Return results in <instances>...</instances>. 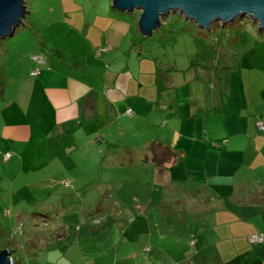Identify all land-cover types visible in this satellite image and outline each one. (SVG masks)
<instances>
[{
  "label": "rangeland",
  "instance_id": "1",
  "mask_svg": "<svg viewBox=\"0 0 264 264\" xmlns=\"http://www.w3.org/2000/svg\"><path fill=\"white\" fill-rule=\"evenodd\" d=\"M111 2L24 0L27 14L22 24L12 37L0 41V250H9L14 264H33L30 260L36 258L38 264H68L64 257V252L68 250L63 247L69 244L77 246V242L85 243L81 245V256L87 260L111 259L114 246L119 243V256L134 249L140 250L135 263L143 264L142 260L148 254L144 252L146 248L142 249L151 240L165 244L168 261L172 258L178 264H193L189 257L194 259V232H200L202 226L211 224L212 219L207 217L198 223L194 221V179H202V175L194 177V150L190 153L194 116H189L186 105L191 103L194 106L196 97L216 98L218 89L212 90L214 84L232 80L229 76H234L232 72L238 73L242 55L253 49L255 41L264 34L248 17L237 18L226 25L213 23L207 31L176 12L161 18L160 27L149 37L143 38L137 30L140 13L112 10ZM115 21H118L116 25ZM106 43L113 47V51L101 59L96 58V50L106 48ZM50 51L63 53V67L80 78L89 77L90 81H102L107 72H112L113 76L109 79L117 81L119 85L140 80L150 87L154 83L156 68L160 70L167 89L161 98L156 96L154 103L157 105L160 101L172 106V115L167 116L169 112L166 110L165 116L160 117L159 110L162 112L165 109L155 108L154 111L158 110V113L151 114L152 124L148 134L144 129L145 132H136L135 136L124 135L120 139L123 145L128 146L141 144L148 137L152 142L156 136L159 143H166L174 151H183L186 163L185 159L180 158L167 165L165 170V176L172 179L171 183L176 181L178 185L173 182L162 193L157 185L153 187L166 198L163 219H157L155 215L146 217L140 232L131 229L127 232L124 226L133 225L139 205L135 209L130 205L125 214H117L119 208L110 211L103 207L105 201L99 197L96 187L103 182L123 181V188L130 192L136 186L131 183L132 178H139L138 169L86 166L78 169L77 179L74 180L62 169H49L40 160H30L28 150L22 162L16 157L4 161L3 149L9 148L10 143L1 138V134L5 124L14 120L8 107L16 81L35 68L30 62L31 56L40 54L45 59L46 55L51 54ZM111 56L116 58L115 62H110ZM97 62L101 64L100 67ZM111 63L115 67H111ZM178 103H187L179 107L180 115H177ZM121 123L119 129L132 131L134 128L128 122L122 123L124 126ZM152 146L148 151L153 156ZM123 156L127 154L123 153ZM64 181L76 182L72 185L75 192L72 186H64ZM145 190L147 193L148 187ZM114 195L118 198L117 189ZM122 195L130 197L127 192H122ZM105 216H109L106 221L109 227L100 234L96 225L90 224L92 220L101 221ZM58 239H61L59 249L51 250V243L58 245ZM67 256L71 257L70 254ZM196 260L201 264L199 258ZM152 264L159 262L153 260Z\"/></svg>",
  "mask_w": 264,
  "mask_h": 264
},
{
  "label": "crops",
  "instance_id": "2",
  "mask_svg": "<svg viewBox=\"0 0 264 264\" xmlns=\"http://www.w3.org/2000/svg\"><path fill=\"white\" fill-rule=\"evenodd\" d=\"M117 23L115 21L114 24ZM108 46L111 47L106 43ZM50 52L38 76L31 77L30 73H25L16 81L8 107L14 120L5 124L1 134V138L10 143L9 148L3 149V157L9 154V160L16 157L22 162L28 150L30 160H40L49 169H62L74 180L77 179L78 169L86 166L138 169L139 178H132L131 183L136 186L130 192L123 188V181L103 182L96 187L99 197L105 201L103 207L110 211L119 208L117 214H125L130 205L134 209L139 205L133 225L124 226L127 232L130 229L140 232L146 217L155 215L157 219H163L166 198L153 187L157 185L162 193L173 182L178 185L176 181L171 183L172 179L165 176V170L171 162L185 159L183 151H174L168 146L174 151L176 160L165 161L162 167H156L153 160H162L165 153L156 145L166 147V143H159L154 135L152 142L148 137L141 144L126 146L120 138L135 136L136 132L144 129L148 134L152 124L151 114L158 113L155 108L165 109L164 113L159 110L160 117L165 116L166 110L170 117L172 106L160 101L157 105L154 103L156 96L161 98L162 95L158 96L157 90L155 92V82L150 87L140 80L119 85L109 79L113 76L112 72H107L102 81H90L89 77L80 78L63 67V53ZM109 60L115 62L116 58L111 56ZM241 61L245 65L243 67L242 62L239 63L238 73L232 72L234 76H229L232 80L214 84L212 90L218 89L216 98L196 97L194 106L191 103L186 105L189 116H194V138L190 137L193 140L190 153L194 150V177L202 175V179H194V221L198 223L206 217L212 219L209 226L205 224L200 232H194V259L192 256L188 259L193 264H199L196 258L201 264H225L246 253L251 257L250 264H264V253L262 256L257 254L262 247L248 242L250 236L264 234V133L256 128L257 120L264 123V37L255 41L253 49L243 54ZM97 65L100 67L101 64L97 62ZM111 67H115L114 63ZM105 68L108 69V66ZM185 104H177V115H180L179 107ZM128 110L131 116L125 115ZM120 122L130 123L134 126L133 130L119 129ZM122 123L121 126H124ZM151 145L153 156L148 151ZM78 153L81 155L75 156ZM184 161L186 163V159ZM72 182L68 183L71 186L77 184ZM145 187H148L147 193ZM116 189L119 199L114 195ZM122 192H127L130 197L122 195ZM190 213L193 214L192 211ZM108 218L92 220L90 225H96L99 233L103 234L109 227ZM58 240V245L51 243V250L59 249L61 239ZM147 243L148 246L142 249L146 248L144 252L148 254L147 258H143V264H152L153 260L159 264H178L172 258L168 261L165 244L152 240ZM84 244L77 242V246L69 244L63 247L68 250L64 252L68 264H137L136 256L141 254L140 250L134 249L119 256L120 244L116 243L111 259L87 260L81 256V245ZM138 259L141 260L140 257ZM36 260L30 261L36 264Z\"/></svg>",
  "mask_w": 264,
  "mask_h": 264
},
{
  "label": "water",
  "instance_id": "3",
  "mask_svg": "<svg viewBox=\"0 0 264 264\" xmlns=\"http://www.w3.org/2000/svg\"><path fill=\"white\" fill-rule=\"evenodd\" d=\"M110 5L120 13L139 12L137 29L143 38L160 27L161 18L176 12L207 31L213 23L248 17L264 34V0H112ZM26 14L24 0H0V41L13 36ZM9 256V250H0V264H9Z\"/></svg>",
  "mask_w": 264,
  "mask_h": 264
},
{
  "label": "trees",
  "instance_id": "4",
  "mask_svg": "<svg viewBox=\"0 0 264 264\" xmlns=\"http://www.w3.org/2000/svg\"><path fill=\"white\" fill-rule=\"evenodd\" d=\"M99 50V49H98ZM109 52V51H108ZM107 53V52H106ZM105 54V53H104ZM157 70L155 71V86H156V90H157V94L158 96L161 95L167 88L164 86L163 81L161 79L160 76V70L158 68H156ZM2 80V70H0V82ZM1 85V83H0ZM157 147L161 148L162 150L165 151L162 160L160 159L159 161L157 160H153V163L156 165V167H162V165H164L165 161H170L171 159L176 160L175 159V154L174 151L171 150L170 147L168 146H162L161 144L156 145ZM257 254L258 256H262L264 253V244L260 245ZM6 250V249H3ZM251 262V257L248 253L237 256L236 258L232 259L231 261L225 263V264H250Z\"/></svg>",
  "mask_w": 264,
  "mask_h": 264
},
{
  "label": "built area",
  "instance_id": "5",
  "mask_svg": "<svg viewBox=\"0 0 264 264\" xmlns=\"http://www.w3.org/2000/svg\"><path fill=\"white\" fill-rule=\"evenodd\" d=\"M111 51V47H106L104 49H99L96 51L95 55L97 58H100L104 53ZM30 61L35 65V68L31 70L30 76L36 77L39 74L40 69L45 65V59L42 56L33 55L30 57ZM126 116H131V111L128 110L125 113ZM256 128L259 132L264 133V123L262 121H256ZM214 148H218L217 145H213ZM10 158L9 154H6L4 156V161H8ZM63 185L66 187H71V185L68 182H63ZM248 242L252 246H260L264 244V234H258L254 236H250L248 238Z\"/></svg>",
  "mask_w": 264,
  "mask_h": 264
},
{
  "label": "clouds",
  "instance_id": "6",
  "mask_svg": "<svg viewBox=\"0 0 264 264\" xmlns=\"http://www.w3.org/2000/svg\"><path fill=\"white\" fill-rule=\"evenodd\" d=\"M8 260H9V264H14V260L11 256H9Z\"/></svg>",
  "mask_w": 264,
  "mask_h": 264
}]
</instances>
